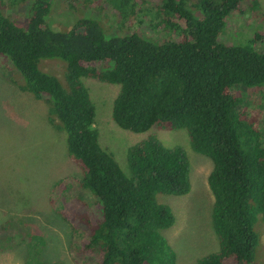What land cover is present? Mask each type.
Wrapping results in <instances>:
<instances>
[{
	"label": "trees",
	"instance_id": "16d2710c",
	"mask_svg": "<svg viewBox=\"0 0 264 264\" xmlns=\"http://www.w3.org/2000/svg\"><path fill=\"white\" fill-rule=\"evenodd\" d=\"M146 1L110 0L127 16ZM153 1L156 21L150 26L179 31L176 39L154 43L135 33L107 38L85 18L66 31L53 30L45 19L52 0H8L10 9L29 3L26 29L0 10V59L23 78L20 90L45 100L47 120L65 133L67 155L80 170L70 179L88 195H75L57 211L79 235L74 261L175 264L162 234L175 217L157 195L190 190L189 160L181 145L168 146L147 134L128 147L127 172L102 148L95 106L82 79L89 77L118 85L111 118L119 127L137 133L154 126L184 128L191 149L211 159L207 182L218 245L196 264H250L258 243L256 214L264 219V52L252 48L254 40L218 41L226 18L242 10V0H198V18L185 0ZM249 1L251 9L260 7L258 0ZM53 57L66 63L65 87L38 68L41 58ZM248 92L260 95L251 101L256 112L247 108ZM65 179L53 188L64 191ZM16 221L28 229L19 231L14 219L5 220L0 248L11 247L16 234L28 244L38 239L28 222ZM26 264L47 263L31 250Z\"/></svg>",
	"mask_w": 264,
	"mask_h": 264
},
{
	"label": "rangeland",
	"instance_id": "374dc122",
	"mask_svg": "<svg viewBox=\"0 0 264 264\" xmlns=\"http://www.w3.org/2000/svg\"><path fill=\"white\" fill-rule=\"evenodd\" d=\"M3 1L5 5L0 4V10L11 14L17 27L26 29L29 3L10 9L6 6L8 0ZM258 4L260 7L253 10L249 0H242V10L226 18L218 41L244 45L254 40L252 48L264 52V0H258ZM185 7L196 18L202 14L198 0H185ZM156 9L157 2L147 0L131 11L133 15L127 16L116 6L114 8L110 0H52L45 19L49 27L57 31H66L77 20L85 18L99 25L107 38L135 33L154 43L176 39L179 31L150 26L156 21ZM177 22L184 26L183 21ZM4 60L0 59V225L14 219L19 231L28 229L16 221L21 219L40 235L28 244L22 239L23 234L22 237L16 234L11 247L0 248V264H26L31 250H37L40 259L47 264H76L75 247L79 235L71 233L57 211L75 195L88 196L70 179L80 176V170L67 155L65 133L49 124L45 100L20 90L18 86L25 84L23 78ZM38 68L65 87L66 63L63 59L41 58ZM82 79L95 106L99 144L112 154L124 172L128 171V147L147 134L157 136L165 145L184 147L189 160L190 190L182 195L158 194L157 200L167 204L175 217L173 225L162 230L175 252V264H196L198 258L214 251L218 245L211 223L213 194L207 182L211 159L191 149L184 128L165 130L154 126L137 133L119 127L111 118L118 85L89 77ZM253 93L248 92L244 97L248 99L247 108L256 112L252 108L256 104L251 101L260 95ZM62 177H66L67 186L59 191L53 185ZM253 227L258 243L250 264H264V219L260 213L256 214Z\"/></svg>",
	"mask_w": 264,
	"mask_h": 264
}]
</instances>
